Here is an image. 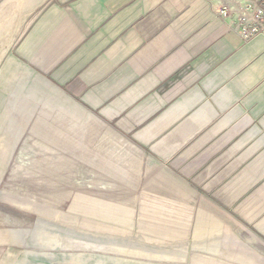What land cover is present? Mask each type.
Instances as JSON below:
<instances>
[{"label":"crops","instance_id":"obj_1","mask_svg":"<svg viewBox=\"0 0 264 264\" xmlns=\"http://www.w3.org/2000/svg\"><path fill=\"white\" fill-rule=\"evenodd\" d=\"M249 1L0 0L7 145L24 97L58 96L81 163L119 180L112 203L143 211L148 239L182 245L178 263L264 264V32L233 24Z\"/></svg>","mask_w":264,"mask_h":264},{"label":"rangeland","instance_id":"obj_2","mask_svg":"<svg viewBox=\"0 0 264 264\" xmlns=\"http://www.w3.org/2000/svg\"><path fill=\"white\" fill-rule=\"evenodd\" d=\"M35 98L29 94L17 106L19 114H8L11 130L20 118V129L8 131L15 145L11 138L7 145V134L0 131V264H184L176 258L182 245L162 244L159 232L153 241L144 235L143 211L120 210L112 203L128 196L112 190L118 179H97L95 164L81 163L80 120L70 129L65 101L55 96L57 106L35 104ZM38 121L45 126L43 136L35 132ZM97 188L105 195L101 202ZM101 214L103 222L97 219ZM115 215L123 225L110 224ZM189 255L185 264H192ZM236 256L232 264H241Z\"/></svg>","mask_w":264,"mask_h":264},{"label":"built area","instance_id":"obj_3","mask_svg":"<svg viewBox=\"0 0 264 264\" xmlns=\"http://www.w3.org/2000/svg\"><path fill=\"white\" fill-rule=\"evenodd\" d=\"M225 16L227 12L223 13ZM233 24H237L244 39H250L264 32V1H249Z\"/></svg>","mask_w":264,"mask_h":264}]
</instances>
